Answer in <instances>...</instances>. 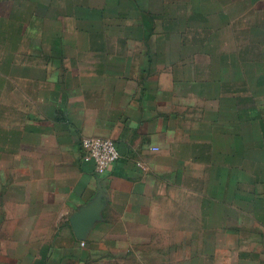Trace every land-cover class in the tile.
Returning a JSON list of instances; mask_svg holds the SVG:
<instances>
[{
    "label": "crops",
    "instance_id": "1",
    "mask_svg": "<svg viewBox=\"0 0 264 264\" xmlns=\"http://www.w3.org/2000/svg\"><path fill=\"white\" fill-rule=\"evenodd\" d=\"M0 264H264V0H0Z\"/></svg>",
    "mask_w": 264,
    "mask_h": 264
},
{
    "label": "built area",
    "instance_id": "2",
    "mask_svg": "<svg viewBox=\"0 0 264 264\" xmlns=\"http://www.w3.org/2000/svg\"><path fill=\"white\" fill-rule=\"evenodd\" d=\"M84 151L93 159L96 171L104 174L120 157L114 140L105 137H84L81 141Z\"/></svg>",
    "mask_w": 264,
    "mask_h": 264
}]
</instances>
